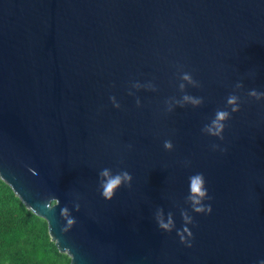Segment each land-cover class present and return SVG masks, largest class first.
<instances>
[{
    "label": "water",
    "instance_id": "1",
    "mask_svg": "<svg viewBox=\"0 0 264 264\" xmlns=\"http://www.w3.org/2000/svg\"><path fill=\"white\" fill-rule=\"evenodd\" d=\"M184 71L199 87L179 90ZM134 81L156 91L129 96ZM252 88L264 91V0H0V179L70 264H260L264 99ZM234 91L223 139L202 134ZM185 93L202 103L164 110ZM103 168L132 177L108 201ZM196 173L207 215L191 213ZM157 210L171 232L157 229ZM182 212L188 247L176 237Z\"/></svg>",
    "mask_w": 264,
    "mask_h": 264
},
{
    "label": "clouds",
    "instance_id": "2",
    "mask_svg": "<svg viewBox=\"0 0 264 264\" xmlns=\"http://www.w3.org/2000/svg\"><path fill=\"white\" fill-rule=\"evenodd\" d=\"M180 83L178 88L183 92L185 84H188L191 87H199V83L195 80L190 72L184 71L180 74ZM145 90L155 92L156 87L148 82L144 85H141L138 81L131 83L130 88L128 89V95L133 96L135 91H138L141 88ZM234 90H239L241 88L240 81H237L234 84ZM247 96L250 99L260 101L264 99V91H258L255 88L249 89L247 91ZM109 102L113 109H120V104L117 102L115 97L109 96ZM202 103V98L199 96H192L189 94H182L179 99L168 98L164 101V110L166 112H171L174 107L184 105H190L193 108L199 106ZM135 106L139 108L141 106V101L137 97L135 98ZM239 111V97L233 93H230L226 97V107L223 109H217L214 113L213 118L201 128V133L210 137H214L217 140L223 139L222 133L224 130L225 122L229 119L230 114H234ZM217 145L213 144L211 149L214 151L217 149ZM162 148L165 152L171 151L173 148L172 141L170 139H165L162 142ZM223 151V149H221ZM185 166H187V161H185ZM99 176L103 177L100 181L99 189L101 197L108 201L112 198L114 192L123 186H128L131 182V174L124 169H121L113 173L109 168H103L99 172ZM190 183V195L188 201L190 203L191 213L193 214H209L211 212V205L205 204L206 199H210L208 196V190L205 186V180L202 173H196L194 177H189ZM19 199V198H18ZM20 200V199H19ZM57 204L55 198H51L47 203L46 207L52 208ZM75 208L78 209L79 205H75ZM61 215L65 219V228L71 227L74 224V218H72L67 211V208L61 210ZM182 220L184 222L183 227L176 231V237L178 238L181 244H184L186 247L190 246L191 232L188 227L192 223V215L187 212L181 213ZM155 223L159 231L163 233H169L173 230V221L171 215L165 217L163 214L157 210L155 214ZM186 238H188L186 240ZM260 264H264V261H261Z\"/></svg>",
    "mask_w": 264,
    "mask_h": 264
},
{
    "label": "trees",
    "instance_id": "3",
    "mask_svg": "<svg viewBox=\"0 0 264 264\" xmlns=\"http://www.w3.org/2000/svg\"><path fill=\"white\" fill-rule=\"evenodd\" d=\"M0 264H70L51 241L47 222L0 179Z\"/></svg>",
    "mask_w": 264,
    "mask_h": 264
},
{
    "label": "rangeland",
    "instance_id": "4",
    "mask_svg": "<svg viewBox=\"0 0 264 264\" xmlns=\"http://www.w3.org/2000/svg\"><path fill=\"white\" fill-rule=\"evenodd\" d=\"M60 252V251H59Z\"/></svg>",
    "mask_w": 264,
    "mask_h": 264
}]
</instances>
